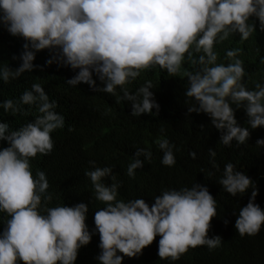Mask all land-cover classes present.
Returning a JSON list of instances; mask_svg holds the SVG:
<instances>
[{"label":"clouds","instance_id":"9594fccd","mask_svg":"<svg viewBox=\"0 0 264 264\" xmlns=\"http://www.w3.org/2000/svg\"><path fill=\"white\" fill-rule=\"evenodd\" d=\"M250 17L264 31V0H0V24L25 41L20 56L14 57L22 63L15 70L0 66V81L9 83L32 72L38 67L36 54L47 49V65L78 70L68 85L86 83L96 92L112 95L119 88L122 95H117V103L129 102L131 115L141 116L159 111L150 90L152 81L146 80L135 92L126 86L143 71L159 67L169 76L181 74V81L188 80L184 95L195 101L188 113H206L221 133L220 143L243 144L250 136L249 127L264 126V83L249 89L241 50H226L227 63L218 62L215 45L235 34L248 40L256 32ZM260 62L264 63V57ZM57 107L38 82L19 99L0 102V108L12 116H29L35 109L34 119L16 129L0 121V141L8 145L0 148V213L5 214L0 264H75L79 249L96 233L99 264H122L124 256L137 257L157 236L162 260L176 261L189 247L206 245L211 250L221 245V236L208 235L217 217L216 199L199 183L163 190L150 206L143 198L118 199L121 184L113 169L95 167V161H89L93 168L84 174L95 199L104 205L95 211V228L90 232L86 224V203L48 207L53 197L47 191L46 173L37 170L33 175L30 160L53 151L51 133L65 127ZM239 108L245 110L249 127L240 126L235 118ZM155 143L163 153L161 163L174 166L175 145L165 137ZM256 145L264 148V138ZM209 154L218 167L215 150L209 148ZM189 155L196 158L195 152ZM151 159L149 148H137L127 175L134 178L136 170ZM105 178L113 182L106 184ZM218 183L233 197L251 188L249 202L239 209L234 227L241 236L258 234L264 209L255 203L258 189L253 181L229 162Z\"/></svg>","mask_w":264,"mask_h":264},{"label":"trees","instance_id":"16d2710c","mask_svg":"<svg viewBox=\"0 0 264 264\" xmlns=\"http://www.w3.org/2000/svg\"><path fill=\"white\" fill-rule=\"evenodd\" d=\"M252 22L256 25V32L248 40L242 41L239 34H235L215 45L218 62L227 63L224 59L226 50H241L239 58L244 61V82L249 89H253L257 82L264 83V63L260 62L264 57V31H260L254 17H250L249 23ZM24 43L22 37L12 36L0 24V66L8 65L13 70L19 67L22 61L14 57L20 56ZM48 59L49 51L42 50L36 54L34 64L38 67L32 72H25L9 83L0 81V102L19 99L25 89L38 82L50 100L57 101L56 111L65 117V127L51 133L53 151L48 155L38 154L30 160L33 175L37 170L46 173L49 181L47 191L53 197L48 207L86 203L89 207L86 224L90 232L95 228V211L104 205L95 199L91 181L84 174L93 168L89 161H95V167L113 169L116 182L121 184L118 199L125 201L143 198L151 206L155 196L163 190L190 188L199 183L205 185L216 199L217 217L212 219L208 235L221 236V245L211 250L206 245L189 247L176 261L162 260L158 256L160 237L157 236L141 255L124 256L122 264H264V225L254 236H241L234 227L239 209L249 202L251 188L233 197L218 183L225 165L233 163L236 171L245 173L253 181V186L258 189L255 203L264 209V148L256 145L258 139L264 138V126L251 129L245 110L236 109L235 118L240 126L249 127L250 136L243 144L233 141L231 146H225L219 142L221 133L211 124L206 113H188V107L195 101L184 95L188 80L181 81V74L169 76L159 67L143 71L126 87L135 92L146 80H151L153 89L150 90L160 107L158 113L153 109L152 114L132 116L129 102L117 103V95H122L119 88L117 95H112L96 92L86 83L70 86L67 81L78 70L57 66L56 63L49 66L46 64ZM93 78L98 86H102L95 74ZM34 115L35 109L29 116H12L0 108V121L8 122L12 129L31 121ZM69 127L72 131L68 130ZM160 137L175 145L176 164L172 167L161 163L163 153L155 143ZM7 146L6 141H0V148ZM137 148H149L152 159L145 161L133 178L127 175V167ZM209 148L216 152L214 160L218 167L213 166ZM190 152L196 153L195 159L189 155ZM104 182L111 184L113 181L105 178ZM4 222L5 214L0 213V232ZM99 242V234L96 233L86 246L79 249L75 264H99L96 259L101 252Z\"/></svg>","mask_w":264,"mask_h":264}]
</instances>
